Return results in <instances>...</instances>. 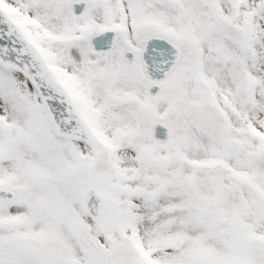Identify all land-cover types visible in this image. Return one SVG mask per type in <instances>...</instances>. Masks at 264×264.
<instances>
[{"label":"snow or ice","instance_id":"6c2138e0","mask_svg":"<svg viewBox=\"0 0 264 264\" xmlns=\"http://www.w3.org/2000/svg\"><path fill=\"white\" fill-rule=\"evenodd\" d=\"M0 264H264V0H0Z\"/></svg>","mask_w":264,"mask_h":264}]
</instances>
